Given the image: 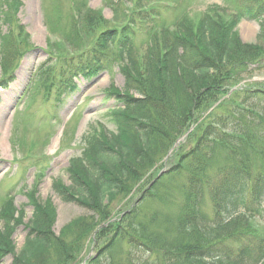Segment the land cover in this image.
Listing matches in <instances>:
<instances>
[{
  "label": "trees",
  "instance_id": "trees-1",
  "mask_svg": "<svg viewBox=\"0 0 264 264\" xmlns=\"http://www.w3.org/2000/svg\"><path fill=\"white\" fill-rule=\"evenodd\" d=\"M240 1L231 19L206 14L196 29L183 25L173 34L164 31L147 51L144 67L130 57L128 48L115 46L126 41L104 33L105 47L115 50L127 76L124 95L119 97L123 107L112 111L117 131L86 139L82 155L70 162L72 185L53 183L55 191L68 192L84 208L94 210L98 219L80 217L57 236L52 230L56 209L48 202L37 203L29 221L31 232L19 251L9 242V231L0 232V256L8 250L11 264H75L87 242L103 229L110 240L89 264L99 263L118 242L173 264H247V257L260 247L258 261L264 259V231L251 224V213L264 209V92L229 94L251 72L264 70V45L243 44L236 30L241 20H255L264 39V0ZM5 38L3 45L9 47V36ZM91 64L84 63L85 78L98 71ZM130 84L140 98L127 93ZM69 90L71 85L64 92ZM192 120L194 146L153 185L156 188L171 177L186 180L176 226L169 215L140 218V200L120 221L112 222L116 214L110 204L117 194L127 196L138 182V172L145 171L148 163L157 165ZM207 190L213 210L225 215L213 225L198 221V217L206 221L201 206ZM102 223L107 227L101 228ZM169 233L176 234L172 243L165 238ZM109 264L117 262L111 259Z\"/></svg>",
  "mask_w": 264,
  "mask_h": 264
},
{
  "label": "rangeland",
  "instance_id": "rangeland-1",
  "mask_svg": "<svg viewBox=\"0 0 264 264\" xmlns=\"http://www.w3.org/2000/svg\"><path fill=\"white\" fill-rule=\"evenodd\" d=\"M236 1L0 0V232L9 231V242L17 251L31 232L29 221L37 203L48 202L56 209L52 230L57 236L80 217L98 219L94 210L84 208L64 190L72 185L70 162L82 155L86 139L117 131L112 111L123 107L119 97L124 95L127 76L115 50L105 47L104 33L111 32L115 40L126 41L124 46H115L128 48L130 57L144 67L146 53L158 42L161 31L175 29V33L183 25L196 29L206 14L231 19L237 12ZM126 27L129 29L125 32ZM236 30L243 44L264 45L258 22L241 20ZM4 36H9V47L3 45ZM87 61L98 71L83 78ZM67 85L71 90L64 92ZM131 87L133 84L127 93L140 98ZM238 88L264 90V70L254 71ZM195 130L193 122L157 165L148 163L145 171L138 172V182L127 196L117 194L110 204L116 214L112 222L120 221L122 214L140 200V218L169 215L176 226V209L183 200L181 191L186 180L171 177L152 190L150 185L194 146ZM54 182L65 187L63 194L55 191ZM146 191L150 192L144 198ZM173 199L174 204L168 206ZM201 208L208 223L198 217L200 224L213 225L225 217L213 210L208 195ZM252 214L251 224L264 231V212ZM102 230L87 242L75 264H86L103 252L110 235H103ZM175 235L169 233L165 238L172 243ZM115 246L93 264H109L111 259L117 264H173L168 259L156 260V255L144 254L126 242ZM261 250L247 257V264H255ZM12 262L8 250L0 256V264Z\"/></svg>",
  "mask_w": 264,
  "mask_h": 264
}]
</instances>
